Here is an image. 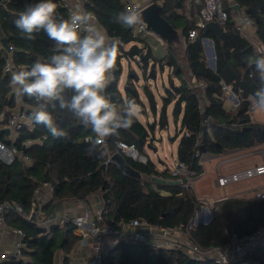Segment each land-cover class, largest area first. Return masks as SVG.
Instances as JSON below:
<instances>
[{
  "label": "trees",
  "instance_id": "1",
  "mask_svg": "<svg viewBox=\"0 0 264 264\" xmlns=\"http://www.w3.org/2000/svg\"><path fill=\"white\" fill-rule=\"evenodd\" d=\"M153 1L161 6V14L176 28L179 24L178 19H181L182 15L177 13L175 8L182 7L186 0ZM233 1L245 8L257 37L264 44V0ZM36 2L38 0H9L6 6L0 5V34L7 37L12 48V63L16 71L30 69L38 58L46 59L51 55L50 49L54 42L43 31L35 34L34 41H27L21 37V33L14 25V20L25 5ZM54 2L57 4V14L67 18L66 8L59 0ZM84 2L85 9L93 14L99 26L108 32L110 38L116 39L114 42L118 48V56L115 62V79L109 82L106 89L114 101L119 102L128 98L142 104L138 90L133 85L134 80L138 79L134 70L128 73L130 87L125 86L124 93L118 88L122 69L120 59L123 56L141 55L142 73L146 72L152 59L149 75L153 78L156 74L155 63L159 61L160 67L167 64L171 67L170 72H173L179 81L177 84L170 82V86H166L158 119L147 124L137 119L131 128L119 129L117 134L107 137L105 145L101 144L94 148L89 140H85V137H93L91 130L70 119L58 105L55 110L50 107L49 111L52 112L55 123L68 133L69 138H54L43 125L35 123L32 130H21L15 145L18 150L32 158V163L27 164L18 157L10 164L0 161V200L7 199L22 207V212L19 214L8 212L5 222L24 232L23 256L8 259L2 264H54L55 252L61 249L68 252L77 241L78 236L73 233L71 224L52 225L46 230L35 222L25 220L33 200L34 189L44 183H50L52 186V201L44 206V209L66 197L85 198L90 193L101 190L105 203L114 201L109 219L115 226H118L122 220L138 217L151 224L183 228L200 207L199 199L190 189L170 185L168 186L170 193L162 195L145 183L142 184V174L157 172L154 163L150 160L143 163L121 152L127 163L140 172L139 177L125 172L113 160L104 163L108 152H120L115 145L116 140L133 144L139 153L148 143L152 145L153 142H149V139L153 136L155 126L158 124L162 128L167 125V106L173 100L172 113L176 123L180 115V126L176 127L174 135L177 136L184 129L189 132L188 136L181 135L176 155L196 175L204 170L202 160L206 155H221L224 152L249 149L264 143V123L251 120L247 113L246 100L241 101L239 106L232 110L223 107L222 82L231 84L234 92L240 90L244 98L252 94L258 86V74L254 65L249 66L248 62L249 58L257 54L253 52L248 39L238 30L233 7L228 0H222L227 18L221 28L220 39L216 38L211 30L206 32L201 30L196 38L186 41L183 52L180 47L172 48V45L168 44V51L159 57L153 54L147 42H144L147 45L140 44L143 38L134 36L133 28H122L114 23V17L125 9L124 0H84ZM191 6L198 10V4ZM248 8L253 12H248ZM181 24L184 32L193 27V22L187 19H182ZM202 36L213 38L215 70H211L205 64L201 45ZM130 42V46L124 48V45ZM180 52L185 60L184 68L176 58ZM6 55V51L0 49V109L5 104L13 106L16 103L11 92V75L3 72ZM185 72L188 74L186 79L182 77ZM192 79L205 82L204 93L207 100L205 110L211 116L210 129L202 131L199 137L200 145L204 146L205 152L200 148L198 154H195L194 147L199 135L200 120L195 93L188 88V82ZM143 92L151 110L155 113L156 100L150 88L144 85ZM21 99L26 110L31 113L35 102L27 97ZM43 135L46 138L41 142L36 141L23 147L24 138H42ZM210 212L212 218L208 223L198 222L190 230L192 240L202 247L227 244L232 239L245 237L264 225V198L226 197L216 201ZM252 257L264 264V245L256 246L252 251ZM103 262L104 264H217L208 259L194 260L179 249L153 247L144 242L123 240L107 251ZM63 264H70L67 258L64 259Z\"/></svg>",
  "mask_w": 264,
  "mask_h": 264
},
{
  "label": "built area",
  "instance_id": "2",
  "mask_svg": "<svg viewBox=\"0 0 264 264\" xmlns=\"http://www.w3.org/2000/svg\"><path fill=\"white\" fill-rule=\"evenodd\" d=\"M9 0H0V5L6 6ZM61 5L66 8L68 16L76 3H80L85 8L84 0H59ZM125 8L127 7H137L141 10L146 6L150 0H145L139 2L137 0H124ZM192 4L200 5L198 18L192 19L189 13V8ZM185 17L193 22V27L189 28L186 32H180V38L182 44L185 46L186 41L194 39L198 36L201 30L205 29L207 22L216 21L222 28L227 14L222 7V0H187V8L184 13ZM236 25L238 30L248 39L252 50L257 55L264 54V44L260 41L258 37L252 35L251 18L245 11L239 13L235 17ZM133 35L136 37H146L153 33L152 30L147 28L144 22L143 26H137L133 28ZM1 37V36H0ZM205 36L201 37V44L203 47L204 59L211 67V62L215 59V54L212 52L213 42ZM112 41L116 39H112ZM11 47V46H10ZM3 46L0 43V49ZM4 49V48H3ZM5 50V49H4ZM6 51V50H5ZM11 52L6 51L7 55L4 58L3 72L10 73L16 71V67L12 63ZM169 72L171 67H169ZM115 79V65L111 71L110 81ZM206 84L200 80H192L188 83V88L195 93L197 99V109L199 111L200 129L199 135L195 142V154L199 153L201 139L199 138L202 131H208L211 125V116L206 113L205 106L207 103L206 96L204 93ZM222 88L224 93H230V98L233 100L232 109L239 106L241 101L246 100L248 102L247 113L250 118L256 110H253L251 106V101L249 99L251 94H248L245 98L241 96L240 90L234 92L232 90L231 84H225L222 82ZM109 95L110 93L107 92ZM111 96V95H110ZM34 127V121L31 118V113L26 110V106L21 102L20 105L15 103V105L5 104L0 109V161L6 164H10L16 157L27 164L32 163V158L24 154L22 151L18 150L15 142L21 133V130L28 129L32 130ZM188 136L189 132L184 129L182 134ZM46 136L43 135L42 138H30L26 137L22 140L23 147H27L33 142H41ZM85 140H89V137H85ZM106 141V139H105ZM105 141L103 145H105ZM115 145L124 155L130 156L140 162H146L147 158L138 153L136 147L133 144H128L123 140H116ZM114 152H108L107 158L104 161L107 164L112 160V154ZM171 176L176 178L180 187L182 189H190L191 179L195 176V172L188 167L183 161L177 159L173 167L169 170ZM264 174V157L261 162L244 167L242 169L224 173L220 170L216 172L215 183L217 186H225L231 183L240 182L249 178H253ZM153 178H162L161 175L157 173H151ZM141 183H143L141 181ZM52 191V186L50 183H44ZM38 192V187L34 189V195ZM30 203L28 213L25 216V220L29 222H35L38 224L40 222V202H37L34 198ZM254 198H264V187L255 190L253 193ZM225 197L213 200L211 203L205 197H198L201 205L198 210L190 217L182 229L183 234L177 235L174 233L175 227H169L159 224H151L140 219L138 217L122 220L115 226L109 219V213L113 210L114 201H108L103 206L92 209L89 206H85L83 211L80 213H75L73 215L64 214L57 218L59 224H71L72 228L77 230L80 242L82 244L89 243L91 253L90 257L79 262L78 264H104L103 257L106 253L103 241L107 236H115L117 238H122L126 241L144 242L155 247H163L166 249H179L184 251L190 258L194 260H212L217 264H261L259 260L252 257L253 249L258 245H264V225L256 228L252 233L246 235L242 238H234L229 243L219 246L202 247L198 243L194 242L190 235V230H192L197 223L202 214H208L210 211L209 205L212 208L216 201L224 199ZM215 201V202H214ZM209 203V204H208ZM21 213L22 207L18 204L12 203L11 201L5 199L0 200V226L5 223V216L8 212ZM204 214V215H203ZM15 231L20 239L14 242L13 249L11 251H1L0 252V264L11 258H19L22 256V248L24 246L23 238L24 232L18 228L14 227ZM88 239H90L88 241Z\"/></svg>",
  "mask_w": 264,
  "mask_h": 264
},
{
  "label": "clouds",
  "instance_id": "3",
  "mask_svg": "<svg viewBox=\"0 0 264 264\" xmlns=\"http://www.w3.org/2000/svg\"><path fill=\"white\" fill-rule=\"evenodd\" d=\"M122 28L143 26L137 7H127L114 17ZM21 37L34 41L43 31L54 42L51 55L38 58L30 69L11 72L10 86L17 97L35 102L31 118L43 125L54 138H69L55 123L51 107L66 112L86 129L95 148L119 129H129L139 118L134 99L114 101L106 89L118 56V48L108 32L94 23V16L76 3L67 18L57 14L54 0L26 4L14 20ZM258 74V86L250 95L253 110L264 112V54L249 58ZM70 94V95H69Z\"/></svg>",
  "mask_w": 264,
  "mask_h": 264
},
{
  "label": "crops",
  "instance_id": "4",
  "mask_svg": "<svg viewBox=\"0 0 264 264\" xmlns=\"http://www.w3.org/2000/svg\"><path fill=\"white\" fill-rule=\"evenodd\" d=\"M137 1L143 2L145 0H137ZM150 1L152 2L153 0H150ZM228 1L232 5V7H233V4L236 3L233 0H228ZM186 8H187V0L185 1V4L182 7H176L175 8L176 12L179 13L180 15H182V18L178 19L179 24L175 28V29H177V31L179 33L181 31H183V24H181L182 19L183 20L187 19L185 17V15H184ZM199 8H200V5L198 6V10H197V8L195 9L194 6H193V8H192V6L189 8V13H190V16H191V18L193 20L198 18ZM237 9H238L239 13H242V12L245 11V8L240 7L239 5H238ZM232 11H233V8H232ZM236 16H237V14L234 13V18ZM94 23H95L96 26H99V23L96 21L95 18H94ZM99 27H101V26H99ZM250 30L253 33L252 35L253 36L255 35L257 37V35L255 33V28L253 27V25L251 26ZM241 35H243V34L241 33ZM0 36H3V35L0 34ZM148 36L154 37V38H156V40H160L161 41L162 46H163V49H162L163 52L161 53L162 55H164L166 53V51H168L167 50L168 43L165 40H163L162 38H160L159 36H157L154 32L152 34H150V35H147L146 37H142V38H144V40L142 42H140L141 45H144L145 44L144 42H147L145 40L147 39ZM205 37H207V36H205ZM207 38H211V37H207ZM211 39L213 40V38H211ZM174 47H176V46H172V48H174ZM177 47H182L183 50L185 48V46L183 44L181 46H177ZM213 48H214V44H213ZM203 57H204V53H203ZM178 63L184 68V66H185V60L184 59L181 62L178 60ZM165 66H167L168 69H169V66L167 64H165ZM209 68L211 69V67H209ZM168 73H169V70H168ZM175 77H177V76L175 75ZM182 77L185 79L184 74L182 75ZM10 80H11V77H10ZM192 80H189V82L192 81ZM11 92L14 94L15 102L18 105H20L21 102H22V99L20 97L16 96V94H15V92H14V90L12 88H11ZM224 94H225L224 97L227 96L228 98H230V93H224ZM230 99H232V98H230ZM230 110H232V108ZM252 119H253V115L251 117V120ZM257 122H259V121H257ZM176 125H177V123H176ZM175 130H176V127H175ZM179 142H180V139H179ZM179 142H178V145H179ZM146 146H148V148H151V149L155 150L154 149V144L151 145V144L148 143ZM249 149H243V150H237V151H231V152H224L221 155H206L203 158V160H202L203 167L205 169V164H207V162L210 161V158L218 159L217 162H216V165H215V169H214L215 170V178H216V172L218 170H220V171H222L224 173H228V172L236 171V170L242 169L244 167H247V166H250V165H253V164L261 162V160L264 157L263 153H260L261 157H262V158H260V160H255L254 162L252 161V163H248V164H246V163H242L240 165L238 164V166H241L240 168L239 167H236V169L232 168V165H231L232 163H237L236 161L239 160V159H244V158H249L250 159L251 156L256 153L255 150H251L250 151ZM139 154H141L142 156H145L147 158L146 161L150 160L152 162V160L149 158V156L147 154H145L143 151L141 153H139ZM176 158H177V155H176ZM132 159H134V158H132ZM134 160H137V159H134ZM137 161H139V160H137ZM143 163H145V162H143ZM154 165H155V168L157 170V172H155V173L161 175L162 178H153V177L150 176L151 173L142 174L141 175V180H142L143 183H145L146 186L147 185L150 186L151 188H153L154 190H157L162 195H168L170 193V189H169L168 186H170V185H178V186H180V184L178 183L176 178L171 176L169 170L172 167H170V165L167 162H164L161 159H159V163L158 164L154 163ZM152 173H154V172H152ZM260 176H256V177H260ZM215 178H214V184H215V186H217L216 183H215ZM193 181H195V180H193ZM260 181H262V183H259ZM254 182H255V185L250 186L249 189H248L250 191V193L245 195V196H252L253 197V193H254L255 190H258V189L264 187V179H258V180L254 181ZM236 183H238V182H236ZM231 184H235V183H231ZM190 190L196 195L197 198L200 196V195H198L195 192V190H194V188L192 186V182H191ZM201 197L207 198L209 200V202L211 203L213 200H216V199H219V198H222V197L226 198V197H229V195H227V194H223V195H219V196H212V195L204 196L203 195ZM238 197H243V195H240ZM34 198L36 199L37 202H40V209H39L40 210V215L38 216L39 219H40V222L38 223V225L41 226L42 228L46 229V230H48L52 225H60V226H62L63 224H59L58 221H57V218H59L60 216H62L64 214L73 215L75 213H80V212L83 211V209H84V207L86 205L91 207L92 209H94V208L101 207V206H103L105 204V202L103 200V197H102L101 190H96V191L90 193L89 195H87L85 198L66 197V198L62 199L61 201H59V202L53 203L52 206L50 205L48 208L44 209L43 207L44 206L46 207L48 205V203L52 201V191L45 185H42V186L38 187V192L34 195ZM200 205H201V203H200ZM209 208L211 210L210 205H209ZM206 220H208V214H205L204 217H202V214H201V216L199 218V222L204 223ZM14 227L15 226L10 225L8 222L7 223L5 222V223H3L0 226V252L1 251H11L13 249L14 242L17 241L18 239H20V236L15 231H13ZM73 233L78 236L77 241L75 242L73 247L68 252L63 251L62 249L61 250H57L55 252V255H54V264H63V261H64L65 258L68 259L70 264H78L79 262H81V261H83V260H85V259L90 257L91 249H90L89 243L82 244L80 242L77 230L73 229ZM174 233L177 234V235H180V234L182 235L183 231H182L181 227H175ZM89 240L90 239H88V241ZM121 240L126 241V240H124L122 238H117L115 236H107V237H105L104 241H103V244H104L106 253H107V251L109 249H111L113 246H115ZM146 244H148V243H146ZM25 258H27V257H25Z\"/></svg>",
  "mask_w": 264,
  "mask_h": 264
},
{
  "label": "rangeland",
  "instance_id": "5",
  "mask_svg": "<svg viewBox=\"0 0 264 264\" xmlns=\"http://www.w3.org/2000/svg\"><path fill=\"white\" fill-rule=\"evenodd\" d=\"M141 39V41H143ZM147 44L150 46L151 50L153 51V54L157 57L163 56L161 53L163 52V46L160 40H156V38L148 36L147 39ZM138 43L140 41H137ZM131 42L124 45V48H128L130 46ZM146 44V45H147ZM181 48V51L183 52V48ZM182 52L177 54L176 58L181 62L183 60L182 58ZM158 54V55H157ZM136 55V53H135ZM205 58V57H204ZM121 73L119 74V79H118V88L119 90L124 93V87L129 86V79H128V73L131 70H134L136 74L138 75V79L134 80V87L138 90V93L140 95V98L142 100V104H138L140 107V115H139V120L144 123H151L153 120L158 119L159 112H160V107L163 101L162 96H164L165 93V88L166 86L169 87V83L172 81L173 83L177 84L178 78L175 77L173 72L168 73V67L163 65V67H160V63H155V77H151L149 75L150 71V65L152 63V59L149 62V66L146 70L145 73H142V68L141 64L142 61L140 60L139 57H131V56H123L121 59ZM205 61V59H204ZM205 64L208 66V64L205 62ZM115 65V64H114ZM116 68V66H115ZM185 79L188 78L187 72L184 73ZM146 85L148 88H150L151 93L153 94V97L156 100V112L154 113L150 105L146 99L145 93L143 92V87ZM225 95V94H224ZM174 103V100L168 104L167 106V119L168 123L165 127H159L158 124L155 126V130L153 133V136L151 139H149V142H153L154 144V149L148 148V146H145L143 149V152L149 156V158L154 162L155 164L159 163V159H161L164 162H167L170 167H173L174 163L176 162V149L177 145L180 139V136L182 134L179 133L177 136L174 135L175 132V127L180 126V115L179 119L177 120V125L172 113V105ZM223 106L226 110H230L233 106V100L228 98L227 96L224 97L223 99ZM254 119V120H253ZM253 119L252 121H259L264 123V112L261 111H255L253 113ZM255 150V154L251 156V158H244V159H239L236 162L237 163H232V168L236 169V167H241L238 166V164L242 163H252L255 160H260L261 154H264V144L261 145H256V147H251L249 149ZM248 154V153H247ZM218 159L216 158H210V161L205 164V169L192 177L191 182L192 186L195 190V192L201 196H206V195H212V196H219L223 194L231 196H240V195H247L250 193L248 190L250 186L255 185L256 180L258 179H264V174H262L260 177H254V178H249L246 180H242L238 183L235 184H228L225 186H215L214 184V178H215V165ZM195 180V181H193ZM259 183H262L260 181ZM208 197V196H207Z\"/></svg>",
  "mask_w": 264,
  "mask_h": 264
},
{
  "label": "water",
  "instance_id": "6",
  "mask_svg": "<svg viewBox=\"0 0 264 264\" xmlns=\"http://www.w3.org/2000/svg\"><path fill=\"white\" fill-rule=\"evenodd\" d=\"M238 4H233V12L235 14H239L238 11ZM161 6L157 4L156 2L152 1L149 2L146 6H144L140 11L142 13V17L144 22L146 23L147 28L152 30L157 36L165 40L169 45L172 46H181L182 41L180 38V33L175 29L170 22L161 14ZM248 12H253L251 8L247 9ZM207 30H211L214 32L216 38L220 39L222 36V31L220 25L216 21H209L207 22L204 32ZM211 42H213L212 39H210ZM0 42L3 46V48L10 52L11 47L7 41L6 36L0 37ZM212 52H214V48L212 46ZM141 55L139 56V58ZM211 69L215 70V59L211 62ZM172 83V81H171ZM128 87V86H126ZM200 148L205 152L204 146L200 145ZM112 160L115 161L125 172L130 173L135 176H140V172L135 170L132 166L127 163L125 160L123 154L119 151H116L112 154ZM212 218V215L210 212H208V220H206L204 223H208Z\"/></svg>",
  "mask_w": 264,
  "mask_h": 264
}]
</instances>
